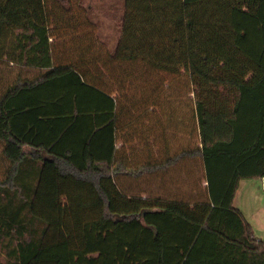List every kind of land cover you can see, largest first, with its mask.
<instances>
[{"label": "trees", "instance_id": "1", "mask_svg": "<svg viewBox=\"0 0 264 264\" xmlns=\"http://www.w3.org/2000/svg\"><path fill=\"white\" fill-rule=\"evenodd\" d=\"M63 1L0 0V264H264L214 170L264 162V0Z\"/></svg>", "mask_w": 264, "mask_h": 264}, {"label": "crops", "instance_id": "2", "mask_svg": "<svg viewBox=\"0 0 264 264\" xmlns=\"http://www.w3.org/2000/svg\"><path fill=\"white\" fill-rule=\"evenodd\" d=\"M217 172H239L242 174H260L264 171V162L254 160L251 154H236V156H220V161L215 163ZM203 171V169H202ZM261 175L241 177L238 181L232 204L243 215L250 226L253 237L264 241V189L261 188ZM202 184L203 181H202Z\"/></svg>", "mask_w": 264, "mask_h": 264}, {"label": "rangeland", "instance_id": "3", "mask_svg": "<svg viewBox=\"0 0 264 264\" xmlns=\"http://www.w3.org/2000/svg\"><path fill=\"white\" fill-rule=\"evenodd\" d=\"M63 3L69 5L73 11H77L80 21L85 20V13L90 19L95 20L97 22V30H99L102 35L110 38L117 36V29L115 26L122 13L123 0H64ZM4 76L6 77V74H4ZM183 93V97H185L187 86H184ZM160 96L162 98L164 93H161ZM190 97H192V95H190ZM188 115L189 113L185 114L186 117ZM185 128L187 130L185 129L182 131L183 137H187L191 132L190 125L185 126ZM144 188L147 187L145 186Z\"/></svg>", "mask_w": 264, "mask_h": 264}, {"label": "built area", "instance_id": "4", "mask_svg": "<svg viewBox=\"0 0 264 264\" xmlns=\"http://www.w3.org/2000/svg\"><path fill=\"white\" fill-rule=\"evenodd\" d=\"M260 182H261V188L264 189V175L261 176Z\"/></svg>", "mask_w": 264, "mask_h": 264}]
</instances>
